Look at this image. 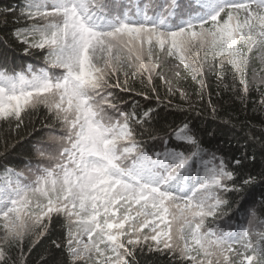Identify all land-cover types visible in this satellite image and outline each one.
Returning <instances> with one entry per match:
<instances>
[{
	"label": "snow or ice",
	"instance_id": "6c2138e0",
	"mask_svg": "<svg viewBox=\"0 0 264 264\" xmlns=\"http://www.w3.org/2000/svg\"><path fill=\"white\" fill-rule=\"evenodd\" d=\"M0 17L25 22L0 40V122L44 132L26 172L9 166L0 177V264H28L57 225L60 257L46 249L40 264H141L146 253L153 264H264V231L234 224L226 198L264 187V162L253 174L247 149L209 151L187 116L160 135L159 103L137 99L151 103L156 77L171 85L161 69L176 61L201 100L211 74L217 96L246 104L250 54L264 52V0H23ZM33 56L43 63H24Z\"/></svg>",
	"mask_w": 264,
	"mask_h": 264
},
{
	"label": "trees",
	"instance_id": "16d2710c",
	"mask_svg": "<svg viewBox=\"0 0 264 264\" xmlns=\"http://www.w3.org/2000/svg\"><path fill=\"white\" fill-rule=\"evenodd\" d=\"M22 2L23 0H0V12L9 6L15 8L17 4ZM12 19V17H9L8 25L0 23V40L5 36L11 38L10 30L23 26L25 23L21 20L19 25H16L11 23ZM16 51L18 55L23 54L22 48H16ZM24 63L40 65L43 63V57H27ZM227 67L231 72V66ZM179 79L189 87V96H196L194 101L184 99L179 90L169 93L168 84L162 82L159 77L155 79L156 93H152L151 88L148 89L152 97L150 104L146 103L142 97H137L141 102V106L145 109L147 107L156 108L157 103H159L157 110L160 111L161 117H167L163 122L164 131L160 135H164L165 132H174L187 116L193 119L195 124L202 130V140L204 146L209 151L219 149L223 154L239 156L241 151L247 149L249 153L255 154V159L249 158L246 169L253 174L260 172L262 162H264V148L261 147L260 143L249 139V137L264 139V106H261L259 103L261 93H264V86L251 85L246 79L249 85V93L247 103L243 104L237 98V95H234L231 91H223L221 89V95L217 96L216 80L211 74L208 75L209 88L203 100L196 95L198 85L184 72L182 65ZM228 83H231L230 78L228 79ZM236 83L240 87L238 79ZM135 89L136 91H141L143 85L136 82ZM208 92L211 93L213 104L217 106L218 111L216 115H213L209 106ZM157 96H159V101H157ZM125 98L127 99V97ZM189 105H192L196 110L190 111ZM43 122V116L41 115L35 121V129L40 130ZM43 135V131H40L39 135H37V132L31 126L21 128L17 132L9 127V125L0 122V177L3 176L4 168L9 166L17 172L26 170L29 159H35L36 142ZM261 193H264V187L258 186L255 189H246L241 194L234 192L228 194L226 198L231 203L232 222L234 224L240 222L244 223L245 227H250L254 232L264 231V209L261 207ZM245 200L247 203L244 202ZM241 204H243V207H239ZM253 208L256 212L255 217L248 211ZM250 221L251 223H249ZM63 233L64 229L60 225H57L49 235L42 237L40 242L28 255V264H40L41 257L47 254L45 250H54L52 241L58 240L62 237ZM25 252H28L27 242L25 244ZM55 255L59 258L60 252L55 251ZM64 258L67 260L66 252L64 253ZM153 260L154 254L146 253L144 258L141 259V264H153ZM77 264H87V262L79 261Z\"/></svg>",
	"mask_w": 264,
	"mask_h": 264
},
{
	"label": "rangeland",
	"instance_id": "374dc122",
	"mask_svg": "<svg viewBox=\"0 0 264 264\" xmlns=\"http://www.w3.org/2000/svg\"><path fill=\"white\" fill-rule=\"evenodd\" d=\"M250 56L251 60L247 67L245 78L250 82L251 85L264 86V52L254 51L250 54ZM177 64L178 62L176 61L171 62V64L166 62L162 66L161 74L165 77V80L171 82V85L168 84V88L171 86L174 90L178 89L180 93L183 91L186 93V97H183L184 99L194 101L196 96H189V87L183 84L179 77L176 76L174 69ZM179 70L181 73V65L179 66ZM22 171L26 172V170ZM242 224L245 226L244 223ZM0 235H2V232H0ZM84 239L87 241V237H84Z\"/></svg>",
	"mask_w": 264,
	"mask_h": 264
}]
</instances>
